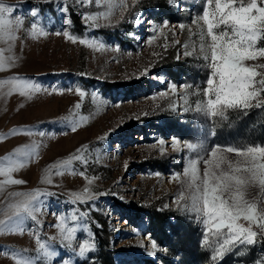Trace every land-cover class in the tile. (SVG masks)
<instances>
[{
    "label": "rangeland",
    "instance_id": "obj_1",
    "mask_svg": "<svg viewBox=\"0 0 264 264\" xmlns=\"http://www.w3.org/2000/svg\"><path fill=\"white\" fill-rule=\"evenodd\" d=\"M4 2L15 6L14 15L24 18L25 30L35 22L49 35L33 39L25 31L19 32L14 48L16 65L0 72V78L19 75L35 80L48 92L52 88L64 91L41 92L31 100L18 93L0 94V134L6 137L0 140V158L17 147L41 145L39 156L13 174L26 183L7 186L0 195V206L10 192L40 189L53 193L41 197L38 224L26 220L22 235H0V264H14L10 257L14 251L28 249L29 255H36L33 232L56 252L50 261L41 260L40 264H255L264 257V241H259L214 262L211 248L203 243V225L176 202L181 184L173 176L182 174L189 157L196 156L182 147L184 142H203L208 149L215 145H264V108L246 113L229 110L227 119H212L193 110L202 98L195 93L205 86L209 71L198 51L184 55V45L195 43L198 48V38L189 29L196 32L192 21L202 14L205 0H136L134 6L127 0L124 19L117 12L111 26L98 28L88 27L82 18L83 13L105 10L94 3ZM164 21L168 22L166 28ZM180 24L185 25L183 30ZM154 26H158L155 32ZM64 31L103 42L105 50L73 44L65 39ZM153 35L156 39L149 45ZM259 46H264V41ZM248 63H264V58ZM172 84L177 86L175 92ZM184 85L192 87L185 89ZM76 87L86 92L83 100L75 93ZM77 103L82 105L79 110L74 107ZM189 105L192 108L185 111ZM73 114L75 119L90 117L76 132L62 119ZM13 129H28L32 135L9 136ZM173 138L181 141L180 150L172 148ZM84 145L88 146L86 168L74 161L76 175H55L52 170L53 183H41L47 166ZM229 157L234 158L233 154ZM80 171L95 177L91 186L95 193L106 194L85 204H72L69 193L87 186ZM258 196V188L250 187L247 198ZM73 215L78 217L76 221L70 220ZM59 216L69 218L70 226L78 228L70 247L60 242L55 227ZM85 240L95 247L80 256L79 244ZM153 240L157 249L150 254Z\"/></svg>",
    "mask_w": 264,
    "mask_h": 264
},
{
    "label": "snow or ice",
    "instance_id": "obj_2",
    "mask_svg": "<svg viewBox=\"0 0 264 264\" xmlns=\"http://www.w3.org/2000/svg\"><path fill=\"white\" fill-rule=\"evenodd\" d=\"M79 2L82 6L94 3L97 8L105 9L82 14L90 28L111 26L112 18L117 12L122 20L129 9L127 0H79ZM132 2L134 6L136 0ZM14 12L15 6L0 0V72L10 70L16 65L18 57L14 54V48L16 41L20 39L19 32L23 30L33 39L49 35L35 22L25 30L24 18L14 15ZM32 15L36 16V12L33 11ZM101 21L105 23L101 24ZM192 24L195 25L196 32L192 33L191 29L189 31L198 38V48L195 43L191 46L186 43L184 55H192L198 51L209 71L205 86L195 93L202 98L195 102L193 110L212 119H227L226 114L229 110L246 113V110L251 108H264V99L261 98L264 97V71H261L264 70V63H248L264 58V46H259L260 42L264 41V0H205L202 14L193 19ZM157 27H153V32ZM163 27H168L167 21L163 22ZM179 27L183 30L185 25L180 24ZM62 34L73 44L79 42L94 51L105 50V44L95 39L81 38L68 31ZM56 35L61 33L57 32ZM155 39L153 35L148 44L151 45ZM189 47L192 51H187ZM170 87L175 92L177 86L172 84ZM183 87L188 89L192 86ZM63 91L52 88L51 92H48L35 80L19 75L0 78V94L5 96L18 93L31 100L41 92L63 94ZM67 91L71 92L73 89ZM74 91L81 100L85 98L86 92L80 87H76ZM92 99L95 103L97 99L95 94ZM185 103H188L187 97ZM74 107L79 110L82 105L77 103ZM190 108L192 105L185 108V111ZM74 116L75 114L62 118L72 132L85 126L90 119L87 115H82L79 119H75ZM21 133L32 135L28 129H13L8 135ZM40 135L43 136L44 133L41 132ZM5 138L0 134V140ZM160 144L163 145L164 142L160 141ZM171 146L174 150H180L181 141L173 138ZM40 147L41 145L37 143L17 147L13 153L0 158L2 178L0 195L9 185L26 183L22 179L14 178L13 174L23 169L31 159L38 157ZM182 147L190 153H196V156L189 157L182 174L177 173L173 176V179L181 184L176 202L183 211L192 214L197 222L203 225V243L211 248L212 260L216 262L237 248H246L264 241V145H215L208 149L203 142H184ZM229 154H233L234 158H230ZM74 161H79L85 168L87 167L89 163L87 145L78 148L76 153L68 158L47 166L41 183L49 185L53 183L52 170H55V175H64L65 172L76 175L72 167ZM78 174L87 180V186L80 191L69 193L72 204H85L94 200L97 195L106 194L93 191L91 186L95 177H88L85 171ZM250 187L258 188L257 198H247ZM51 195L53 193L40 189L10 192L4 205L0 206V215L3 216L0 219V235H22L25 231L22 225L26 220L38 224V214L42 211L41 197ZM77 219L75 215L70 218L71 221ZM55 227L60 242L66 247H70L76 241L78 228L70 226L69 218L59 216ZM31 234L35 237L36 255H29L28 249L14 251L10 253L14 264H40L41 260L50 261L56 256V252L47 242L41 240L38 233ZM94 247L90 240L83 241L79 244V255L84 256ZM151 248L153 252L150 254H154L157 249L154 240L151 242ZM240 254L243 255L244 252L241 251ZM64 264L69 262L65 261ZM255 264H264V257L258 259Z\"/></svg>",
    "mask_w": 264,
    "mask_h": 264
},
{
    "label": "trees",
    "instance_id": "obj_3",
    "mask_svg": "<svg viewBox=\"0 0 264 264\" xmlns=\"http://www.w3.org/2000/svg\"><path fill=\"white\" fill-rule=\"evenodd\" d=\"M76 20L79 22V19H78V17L76 18ZM108 236H109V235H108ZM108 236H107V237H108Z\"/></svg>",
    "mask_w": 264,
    "mask_h": 264
}]
</instances>
